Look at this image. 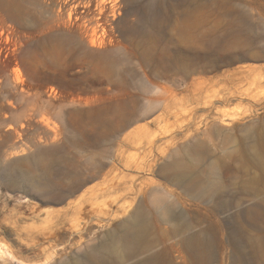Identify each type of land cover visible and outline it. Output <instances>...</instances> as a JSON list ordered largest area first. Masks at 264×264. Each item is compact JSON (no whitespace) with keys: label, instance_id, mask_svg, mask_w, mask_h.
Instances as JSON below:
<instances>
[{"label":"rangeland","instance_id":"374dc122","mask_svg":"<svg viewBox=\"0 0 264 264\" xmlns=\"http://www.w3.org/2000/svg\"><path fill=\"white\" fill-rule=\"evenodd\" d=\"M17 2L24 26L0 27V264H61L97 243L107 230L95 227L74 244L42 236L57 211L103 182L98 177L71 198L50 201L57 187L44 184L41 169L30 159L19 162L44 149L54 152L60 164L55 168L74 166L83 178L90 177L98 157L107 164L104 173L116 164L135 176L136 189L142 181L157 180L172 190L167 196L176 199L178 209L191 214L201 207L229 220L264 199V0H121L114 21L82 31L83 39L76 37L77 55L69 57L54 36L69 17L73 30L83 26L78 18L83 6ZM191 9L202 15L193 37L184 39L180 26ZM91 40L97 44L90 46ZM116 106L129 109L134 122L105 138L102 146L90 144L104 129L99 120L119 118ZM212 115L228 124H222L220 136L206 138L207 144L214 156L232 155L226 164L234 171L222 173L225 192L243 198L224 214L217 210L218 200L191 199L158 173L173 149L190 140L184 135L196 132V125L202 131ZM155 133L159 138L153 149L147 137L137 136ZM126 160L133 166H125ZM145 161L154 163L152 172L136 167ZM29 168L31 179L16 177ZM244 190L254 193L247 198ZM118 221L111 220L109 228Z\"/></svg>","mask_w":264,"mask_h":264},{"label":"bare ground","instance_id":"6f19581e","mask_svg":"<svg viewBox=\"0 0 264 264\" xmlns=\"http://www.w3.org/2000/svg\"><path fill=\"white\" fill-rule=\"evenodd\" d=\"M120 2L121 0H52V5L59 9L77 5L84 8L78 17L83 26L73 30L69 17L59 27L61 33L54 36L61 44L64 55H77L76 37L83 39L82 31L90 28L94 31L99 23L114 21L120 13ZM201 15L192 9L184 13L180 26V34L184 39L193 37V28ZM14 26H24L19 3L17 0H0V27ZM96 44L95 40H91L90 46ZM189 49L185 48L187 51ZM112 63H108V67L115 71L116 66ZM205 107L212 109L213 101L206 102ZM114 110L119 118L115 121L99 120V125L104 129L92 136L90 144L102 146L105 138L134 122L129 109L125 111L116 106ZM222 124L228 123L221 116L212 115L202 131L196 125V132L184 135V138L190 140L173 149L169 155L170 160L160 165L158 173L173 185L182 188L191 199L204 202L218 200L217 210L224 214L239 207L243 198L230 196L225 192L222 173L234 171L231 165L226 164V158H231L232 155L214 156L206 141L211 135L220 136L224 127ZM191 126L186 125L184 129L190 131ZM137 136L147 137L151 149L159 138L157 133ZM173 140L165 143H172ZM139 144L142 145L143 141ZM53 154L52 149H44L19 161L27 163L30 159L32 166L41 169L44 184L57 187V193L51 196L50 201H65L98 177H103V182L84 190L81 199L75 203L69 202L66 208L57 211L52 225L42 230V236L56 243L69 240L74 244L86 234L92 235L95 227L107 228L97 243L89 245L83 253L67 258L61 264H227L226 257L230 260L229 264H264V199L231 214L229 220H219L214 217L213 211H204L201 207L195 214H191L189 210H181V205L182 208L178 209L176 199L167 196L172 190L162 187L157 180L142 181V187L136 189L135 176L122 173L116 164L108 165V171L104 173L107 164L100 162L98 157L93 158L94 170L90 177L83 178L74 166L69 168L61 165L55 168V165L60 164ZM118 156L123 159L122 153H118ZM124 165L131 167L133 163L126 160ZM136 167L152 172L154 163L147 165L145 161L143 164H136ZM205 167L208 168L207 173ZM28 170L15 175L23 180L31 179L30 168ZM152 184L154 186L151 188ZM253 193L243 191L247 198ZM130 195L132 199L127 201L126 198ZM113 219L119 221L109 228ZM35 239L37 238L32 240ZM48 261H42V264H48Z\"/></svg>","mask_w":264,"mask_h":264}]
</instances>
